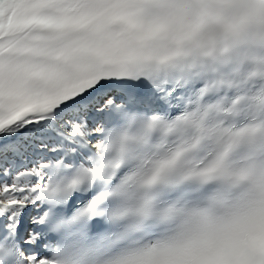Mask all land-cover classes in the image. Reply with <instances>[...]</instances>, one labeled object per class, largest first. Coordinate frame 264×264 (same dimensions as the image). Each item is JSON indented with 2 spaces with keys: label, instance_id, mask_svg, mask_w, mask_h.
I'll return each mask as SVG.
<instances>
[{
  "label": "snow or ice",
  "instance_id": "1",
  "mask_svg": "<svg viewBox=\"0 0 264 264\" xmlns=\"http://www.w3.org/2000/svg\"><path fill=\"white\" fill-rule=\"evenodd\" d=\"M0 264H264V0H0Z\"/></svg>",
  "mask_w": 264,
  "mask_h": 264
}]
</instances>
